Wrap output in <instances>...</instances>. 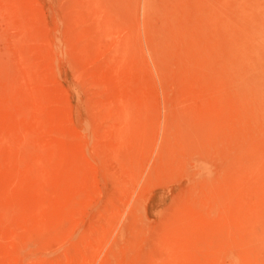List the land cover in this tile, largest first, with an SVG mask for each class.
Masks as SVG:
<instances>
[{"label":"rangeland","instance_id":"rangeland-1","mask_svg":"<svg viewBox=\"0 0 264 264\" xmlns=\"http://www.w3.org/2000/svg\"><path fill=\"white\" fill-rule=\"evenodd\" d=\"M0 264H264V0H0Z\"/></svg>","mask_w":264,"mask_h":264},{"label":"bare ground","instance_id":"bare-ground-1","mask_svg":"<svg viewBox=\"0 0 264 264\" xmlns=\"http://www.w3.org/2000/svg\"><path fill=\"white\" fill-rule=\"evenodd\" d=\"M151 3H152V2H151ZM144 6H145V5H144ZM143 9H144V11H145V7H144ZM123 10H124V9H123ZM144 11H143V12H144ZM124 12H125V11H124ZM207 18H208V17H207ZM173 24H174V23H173ZM171 25H172V24H171ZM157 44H158V43H157ZM204 124H205V123H204ZM207 124H208V123H207ZM184 132H185V131H184Z\"/></svg>","mask_w":264,"mask_h":264}]
</instances>
